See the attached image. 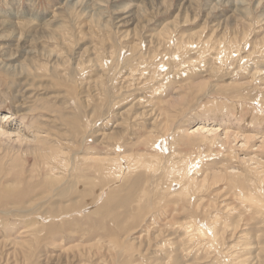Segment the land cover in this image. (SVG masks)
I'll return each instance as SVG.
<instances>
[{"label": "rangeland", "instance_id": "374dc122", "mask_svg": "<svg viewBox=\"0 0 264 264\" xmlns=\"http://www.w3.org/2000/svg\"><path fill=\"white\" fill-rule=\"evenodd\" d=\"M0 264H264V0H0Z\"/></svg>", "mask_w": 264, "mask_h": 264}, {"label": "bare ground", "instance_id": "6f19581e", "mask_svg": "<svg viewBox=\"0 0 264 264\" xmlns=\"http://www.w3.org/2000/svg\"><path fill=\"white\" fill-rule=\"evenodd\" d=\"M1 133L4 134L2 131H0V134H1Z\"/></svg>", "mask_w": 264, "mask_h": 264}]
</instances>
